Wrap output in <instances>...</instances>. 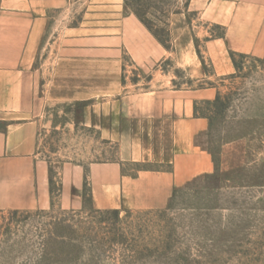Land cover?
<instances>
[{"label":"crops","instance_id":"crops-1","mask_svg":"<svg viewBox=\"0 0 264 264\" xmlns=\"http://www.w3.org/2000/svg\"><path fill=\"white\" fill-rule=\"evenodd\" d=\"M67 0H0V210L49 208V164L39 150L41 115L49 102L95 101L84 120L103 138L117 143L118 161L90 163L87 180L97 209L164 207L174 190L212 170L198 142L208 120L195 104L215 98V87L125 91L122 55L144 72L173 56L193 76L203 75L185 16L173 23L174 47L166 49L120 2L96 0L76 25L45 40L51 13ZM188 9L224 28L205 41V53L218 75L234 65L230 52L264 54V0H189ZM44 48H55L53 66L42 83ZM133 85V84H131ZM128 162L147 163L135 173ZM80 169L63 164L57 203L73 205Z\"/></svg>","mask_w":264,"mask_h":264},{"label":"rangeland","instance_id":"rangeland-1","mask_svg":"<svg viewBox=\"0 0 264 264\" xmlns=\"http://www.w3.org/2000/svg\"><path fill=\"white\" fill-rule=\"evenodd\" d=\"M113 1L171 50L173 23L185 16L204 74L193 76L173 56L144 72L123 53L122 83L127 92L215 87L221 94L218 106L209 103L215 98L195 104L196 113L208 120L198 142L209 154L212 170L176 188L162 208L97 209L87 168L118 161L117 143L85 122L84 109L95 101L49 102L41 115L38 151L49 164L52 204L0 210V264H264V54L240 53L238 69L218 75L205 41L223 29L191 12L189 0ZM95 2L67 0V6L51 13L44 39L76 25L85 7ZM54 55L55 48H44L37 57L35 65L42 62L45 70L42 83L50 76ZM63 164L82 174L69 209L57 203ZM147 166L128 162L123 170L135 173Z\"/></svg>","mask_w":264,"mask_h":264},{"label":"trees","instance_id":"trees-1","mask_svg":"<svg viewBox=\"0 0 264 264\" xmlns=\"http://www.w3.org/2000/svg\"><path fill=\"white\" fill-rule=\"evenodd\" d=\"M221 27V26H220ZM223 30H222V32L221 33H219V34H217L216 36L217 37H222L223 35H224V28L223 27H221ZM153 34V36L166 48V49H168V50H171V48H169V47H167V46H165V44L163 43V41L162 40H160V38H158V36H156V34H154V33H152ZM215 36V37H216ZM236 56H243V54H240V53H236V52H230V57H231V60H232V62H233V65H234V67L236 68V69H238V64H237V62H236ZM122 82L124 83V76L122 77ZM211 86H213V85H211ZM195 88H203V86H198V87H195ZM84 102H86V101H84ZM221 102V94H220V92H217V94H216V96H215V99L213 100V101H211V102H209V103H212V104H214V105H216V106H218V104ZM197 111V107L195 106V112ZM49 185H50V192H51V196L53 195V191H52V180H51V178L49 177ZM59 189H60V187H59ZM59 189H58V191H59ZM51 204H52V201H51ZM14 211H17V210H14ZM113 212L115 213V212H117V210L116 209H114L113 210Z\"/></svg>","mask_w":264,"mask_h":264}]
</instances>
